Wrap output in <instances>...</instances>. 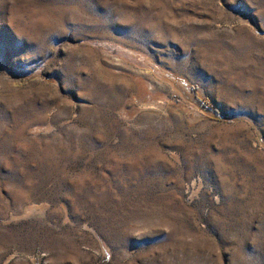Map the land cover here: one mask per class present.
<instances>
[{"label":"rangeland","instance_id":"obj_1","mask_svg":"<svg viewBox=\"0 0 264 264\" xmlns=\"http://www.w3.org/2000/svg\"><path fill=\"white\" fill-rule=\"evenodd\" d=\"M0 264H264V0H0Z\"/></svg>","mask_w":264,"mask_h":264},{"label":"trees","instance_id":"obj_2","mask_svg":"<svg viewBox=\"0 0 264 264\" xmlns=\"http://www.w3.org/2000/svg\"><path fill=\"white\" fill-rule=\"evenodd\" d=\"M215 120H217V119H215Z\"/></svg>","mask_w":264,"mask_h":264}]
</instances>
